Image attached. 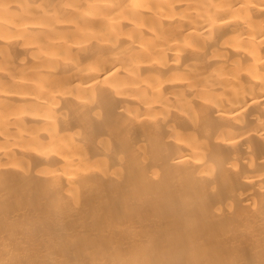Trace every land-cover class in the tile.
<instances>
[{"label": "bare ground", "instance_id": "6f19581e", "mask_svg": "<svg viewBox=\"0 0 264 264\" xmlns=\"http://www.w3.org/2000/svg\"><path fill=\"white\" fill-rule=\"evenodd\" d=\"M0 264H264V0H0Z\"/></svg>", "mask_w": 264, "mask_h": 264}]
</instances>
